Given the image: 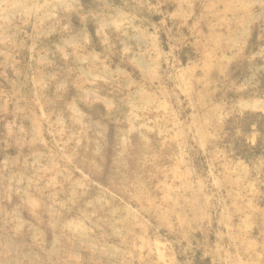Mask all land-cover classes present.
<instances>
[{
    "label": "rangeland",
    "instance_id": "1",
    "mask_svg": "<svg viewBox=\"0 0 264 264\" xmlns=\"http://www.w3.org/2000/svg\"><path fill=\"white\" fill-rule=\"evenodd\" d=\"M0 264H264V0H0Z\"/></svg>",
    "mask_w": 264,
    "mask_h": 264
},
{
    "label": "bare ground",
    "instance_id": "2",
    "mask_svg": "<svg viewBox=\"0 0 264 264\" xmlns=\"http://www.w3.org/2000/svg\"><path fill=\"white\" fill-rule=\"evenodd\" d=\"M127 5V4H126ZM170 5V4H169ZM137 14V13H136ZM148 14V13H147ZM161 18V17H160Z\"/></svg>",
    "mask_w": 264,
    "mask_h": 264
}]
</instances>
